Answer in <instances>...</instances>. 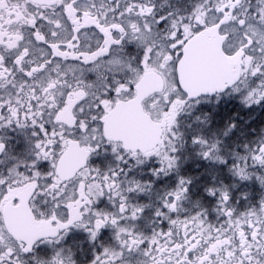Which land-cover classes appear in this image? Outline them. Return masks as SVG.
<instances>
[{"label":"snow or ice","instance_id":"6c2138e0","mask_svg":"<svg viewBox=\"0 0 264 264\" xmlns=\"http://www.w3.org/2000/svg\"><path fill=\"white\" fill-rule=\"evenodd\" d=\"M225 90L248 106L264 101V0H0V129H37L31 155L51 164L47 173L27 160L0 170V264H75L62 249L29 255L70 227L92 240L115 230L116 246L91 264H264V199L238 213L223 190L222 223L202 211L182 216L191 181L181 178L155 212L167 230L158 220L145 235L130 223L147 205L128 194L150 185L121 165L155 156L154 175L175 170L178 116ZM192 142L227 163L219 140ZM105 144L120 164L103 172L87 161ZM0 155L15 159L2 139ZM235 159L242 180L264 169V137ZM104 196L114 211L93 207Z\"/></svg>","mask_w":264,"mask_h":264},{"label":"flooded vegetation","instance_id":"af4514ba","mask_svg":"<svg viewBox=\"0 0 264 264\" xmlns=\"http://www.w3.org/2000/svg\"><path fill=\"white\" fill-rule=\"evenodd\" d=\"M127 48L129 52L136 51L132 43L127 44ZM201 115L208 116L207 126L204 122L201 123L200 119L197 120ZM233 124L236 127L230 129V125ZM176 127L181 136V143L177 145L175 153L177 156L175 170L167 175L162 173L154 175V170L161 167L159 159L155 156L140 165L132 166L134 161H130L129 165H121L126 170L127 179L150 185L146 192L128 194L130 203L147 205L140 217L130 222L135 226V231L151 235L157 228L158 220L161 230L168 229V222L157 218L155 212L162 208L164 195L174 190L181 178L191 181L188 184L187 197L181 204L184 209L182 216L202 211L207 214L209 222L222 223L224 218L218 215L217 209L220 207V191L223 190L229 193L230 203L238 213L259 207L260 201L264 199V186L260 184L258 177L264 176V169L256 166L250 169L254 174L249 179L242 180L235 174L232 165L236 163L235 154H244L245 146H255L257 141L264 137V101L248 106L243 102L241 93L225 90L219 97L210 95L202 99L190 113L180 114ZM34 131L38 130L32 127L20 129L15 125L0 129V139L6 144L8 156L15 158L6 159L0 155V160H4V163L0 164V170L9 167L16 160L34 161L41 173L51 170L49 161H40L31 155L37 139L32 135ZM225 132L228 134L225 135ZM197 135L210 141L219 140V154L227 163L203 158L200 154L201 146L192 142L193 137ZM87 164L106 172L120 162L111 152L110 145L105 144L90 154ZM208 189L216 190V194L209 195ZM93 207L96 210H115L107 196L100 197ZM35 215L37 219L41 218L39 214ZM171 215L175 217L176 213ZM114 231L111 227H105L98 237L92 240L84 229L70 227L59 243L52 244L41 238V241H37L33 253L29 255L47 260L57 249H62L64 253L71 254L75 264H91L104 248L116 246ZM133 255L140 259L138 253Z\"/></svg>","mask_w":264,"mask_h":264},{"label":"rangeland","instance_id":"374dc122","mask_svg":"<svg viewBox=\"0 0 264 264\" xmlns=\"http://www.w3.org/2000/svg\"><path fill=\"white\" fill-rule=\"evenodd\" d=\"M205 116H206V119H205ZM200 121H201V123L204 122L205 125L207 126L208 116L207 115H201L200 116Z\"/></svg>","mask_w":264,"mask_h":264}]
</instances>
